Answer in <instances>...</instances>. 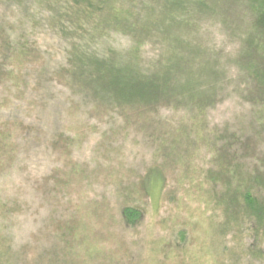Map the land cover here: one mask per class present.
<instances>
[{
  "label": "rangeland",
  "instance_id": "rangeland-1",
  "mask_svg": "<svg viewBox=\"0 0 264 264\" xmlns=\"http://www.w3.org/2000/svg\"><path fill=\"white\" fill-rule=\"evenodd\" d=\"M8 9L0 6V130L12 128L19 160L0 183L23 204L20 227L0 232L12 234L19 256L6 263L264 264V218L258 227L236 181L227 184V139L260 141L247 133V88L239 89L233 63L240 43L231 34L243 28L240 21L205 25L194 45L209 51L171 60L182 67L171 85L186 96L178 108L126 119L69 91L60 73L69 46L48 31L35 30L28 58L3 59L5 45L15 54L20 35L33 31ZM128 43L119 38L117 46ZM145 50L144 66L161 53ZM219 81L224 90L213 105L204 112L188 106L197 89L211 91ZM245 146L236 144L233 154L252 169L251 158L242 160ZM263 189H253L259 203ZM125 208L134 224L125 222Z\"/></svg>",
  "mask_w": 264,
  "mask_h": 264
},
{
  "label": "trees",
  "instance_id": "trees-1",
  "mask_svg": "<svg viewBox=\"0 0 264 264\" xmlns=\"http://www.w3.org/2000/svg\"><path fill=\"white\" fill-rule=\"evenodd\" d=\"M5 5L22 24L30 23L33 31L28 36L20 35L22 42L17 46L20 43L22 46L15 54L10 55L7 50L12 49L5 45L3 59L28 58L31 53L27 42L35 30L48 31L69 46L67 68L60 71L69 91L82 102L92 101L95 106H103L104 111L126 115V119L159 114L171 106L178 108L186 96L171 85L173 74L182 67L171 60H184L197 52L209 51L210 46L194 45V40L205 34L202 33L205 25L221 22L225 26L229 21H240L243 28L231 34L240 43L239 61L233 63L241 78L239 89L247 88L242 98L250 104L252 116L247 133L252 131L253 137L260 141L236 135L227 139V184L236 181L237 189L245 197L247 212L262 227L264 198L259 203L253 189L260 185L264 188V157L254 156L256 153L264 156V0H0V6ZM119 38L126 39L128 45L117 46ZM149 46L161 53L148 59L144 66L142 56ZM211 51L218 59V50ZM220 70L221 73L226 70L224 63ZM13 71L11 68L7 74L14 75ZM218 85L211 91L197 89L199 96H189L192 100L188 106L204 112L223 94V83L219 81ZM13 138L12 128L5 125V130H0V179L17 172L19 150ZM236 144L246 145L242 148L241 155L245 154L242 160L251 158L254 168L237 161L236 153L233 154ZM237 189L227 192L236 195ZM11 190L17 192L0 183V232L20 227L19 209L23 203L4 194ZM123 216L126 223L137 221L131 209L125 208ZM0 243V264H11L6 262L16 261L17 257L19 260L12 234H0ZM3 245L5 250L1 249Z\"/></svg>",
  "mask_w": 264,
  "mask_h": 264
}]
</instances>
